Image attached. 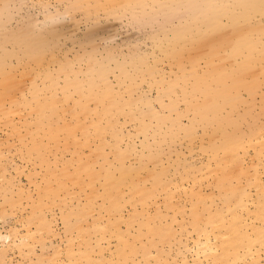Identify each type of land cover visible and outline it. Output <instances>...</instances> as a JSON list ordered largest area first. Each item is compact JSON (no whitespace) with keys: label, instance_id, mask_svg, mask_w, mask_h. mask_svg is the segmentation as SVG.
Returning a JSON list of instances; mask_svg holds the SVG:
<instances>
[{"label":"rangeland","instance_id":"rangeland-1","mask_svg":"<svg viewBox=\"0 0 264 264\" xmlns=\"http://www.w3.org/2000/svg\"><path fill=\"white\" fill-rule=\"evenodd\" d=\"M144 2L134 12L109 9L105 0H0V69L8 77L6 92L0 86V264H223V250L238 251L236 264H264V63L253 69L255 91L241 89L232 111H220L245 116L237 131L251 143L237 149V167L212 150L222 140L216 122L201 124L185 100L194 81L188 71L207 70L215 43L221 47L212 63L229 66L234 45L247 34L256 38L259 18L234 26L221 16L226 29L202 42L191 65L171 40L185 35L190 45L203 31L194 12L204 3ZM100 68L111 90L103 101H84L85 78ZM183 71L187 78L165 93ZM75 82L84 83L81 91ZM95 90L104 91L100 82ZM36 98H54L50 124L39 119ZM121 167L132 173L112 207L104 174L117 178ZM226 172L228 187L245 191L242 206L223 199L217 181ZM193 220L211 228L210 238L220 235L216 258L206 256ZM231 225L251 242L235 246Z\"/></svg>","mask_w":264,"mask_h":264},{"label":"bare ground","instance_id":"bare-ground-1","mask_svg":"<svg viewBox=\"0 0 264 264\" xmlns=\"http://www.w3.org/2000/svg\"><path fill=\"white\" fill-rule=\"evenodd\" d=\"M107 2L106 6L109 9H131L134 12H138L144 8V0H105ZM177 0H164V2H175ZM187 4L195 5L197 3H204V8L198 9L194 12L195 21L199 18L204 20L203 31L201 33H197L193 35L190 39V45H187L186 39H184L185 35H181L180 38L171 40L175 43H179L180 48L179 51L188 52V61L194 64L195 60L198 57V49L203 41L206 39L214 37L217 33H222L226 27L220 21L221 16H226L228 22L234 26L239 24L244 20H248L251 16L255 15L259 18V21L255 23L252 27V32L256 33V38H252L251 34L245 35L240 41H238L233 49L232 56L233 62L227 66L225 64V60L218 58V62L213 64V58L219 56V50L221 47L220 43H215L210 51V55L207 58V70L202 74H196L193 67L192 70H189L188 73L194 76V81L192 84V88L190 93L185 95V100L188 102L190 106H192L195 115L198 116L199 121L203 125H207L212 122H216V130L221 132L222 140L218 146H213L212 150L214 154L218 152V150L222 151L224 163L231 162L234 167L239 165V160L237 157V149L241 147L243 140L249 141L251 143V139L246 138V136L241 135L237 128L239 124L245 120V116H236L234 118L231 115L220 116V111L223 109L225 105H229L230 110L232 111L234 106H231L233 103L240 102V90L244 89L249 94H252L259 82L255 76H253V69L258 63H264V39H260L261 36H264V0H185ZM143 11V10H142ZM141 12V11H140ZM35 46H42L41 41L33 42ZM207 49V48H206ZM204 50V49H203ZM173 51V50H172ZM205 51V50H204ZM1 60L3 58L0 56ZM32 58L38 60L39 53H35L32 55ZM95 73V72H94ZM91 73L89 76L85 78L84 83L86 84L87 94L84 98V101L88 99H96L99 101H103L105 97L108 96L110 92V87L106 83V79L104 77V72L100 68L94 75ZM186 73L183 71L181 78L177 81V83H171L169 87L166 89L165 93H171L177 84L182 83L187 77ZM7 75H5L0 69V86L3 92L7 90ZM100 82L104 88L103 92H97L95 87L97 83ZM81 82H75L73 84L76 87V90L81 91L82 84ZM264 86V79L262 81ZM71 85V82H66V86ZM51 86V84H49ZM17 92V91H16ZM198 93L202 96V100L199 103H193L192 98L194 95ZM37 92L34 91L33 98L37 97ZM81 96V95H80ZM18 97V95L16 96ZM6 99V98H5ZM1 100V96H0ZM38 103V98L35 99ZM62 103V102H60ZM85 102L82 104V109H85L83 106ZM111 104H108L107 107H110ZM2 106L0 104V110ZM20 108V107H19ZM70 108V107H69ZM262 111L264 112V103L261 105ZM17 109H13L14 112L17 113ZM22 109L18 110V112ZM24 112V111H23ZM37 113L40 120L46 119L48 124L51 123L50 116H53L55 112V100L54 98H50L49 100L43 101V103H38L37 105ZM103 114H108L109 109L104 107ZM19 114V113H18ZM231 130H227V129ZM48 134L51 133L53 135L52 127L47 129ZM257 132L255 129L250 127L249 135H255ZM261 139V138H260ZM258 139V140H260ZM44 140V139H43ZM36 154L42 158V153L40 150L35 151ZM257 152L259 154L263 153V147L260 145ZM240 170V169H239ZM220 171V169L216 170ZM249 171V170H248ZM238 175H235V178L238 179L243 172L237 171ZM132 170L125 169L123 167L119 168V176L117 178L112 177L110 174H104L105 179L109 182L108 186L104 188V195L111 199L112 207L117 206L114 198V194L116 192L117 186L121 183L126 182L128 177L131 176ZM232 173V172H231ZM261 173V172H260ZM250 175V174H249ZM229 173H224L223 177L217 181L218 185L223 188V199L224 201L233 200L236 205L242 206L243 196H246L245 191L240 187L236 190H231L227 181L230 177ZM246 177H248L246 175ZM260 178V176H259ZM215 179V178H214ZM258 182V181H257ZM84 185V184H83ZM241 185V184H240ZM259 186V185H258ZM52 187V186H51ZM258 188V187H257ZM142 197H144L147 193L145 191H140ZM43 199V198H42ZM262 203V202H261ZM260 207L257 208V212H260ZM204 213V212H203ZM234 214V213H233ZM203 221V220H202ZM195 224V229L197 231H202L204 235L203 242L208 246L205 250V254L208 257L216 258L215 253L212 252V245L217 248V243L220 238V235H214L213 238H210L211 228L207 230V228L201 227L199 223H195V220L192 221ZM218 224L220 222H217ZM216 223V224H217ZM225 223V222H224ZM234 225H231L230 231L235 232V246L242 245L245 242V245L251 242V240H247V237L243 235L242 232L238 233L234 230ZM151 233L155 236H161L163 233L158 229H152ZM227 230L225 233L224 239H229L231 236ZM233 236V237H234ZM247 240V241H246ZM213 241V242H212ZM212 242V244L210 243ZM219 248V247H218ZM252 248V247H251ZM250 247L247 248L246 254L251 253ZM238 251H233L231 253L227 251H222V258L225 259L223 264H236L238 260ZM91 254V253H90ZM121 255V253H119ZM228 258L230 261L228 262ZM79 262V260H78ZM252 264H256V260L252 259Z\"/></svg>","mask_w":264,"mask_h":264}]
</instances>
